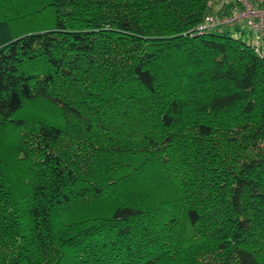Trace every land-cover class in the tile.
I'll return each instance as SVG.
<instances>
[{"label":"trees","instance_id":"trees-1","mask_svg":"<svg viewBox=\"0 0 264 264\" xmlns=\"http://www.w3.org/2000/svg\"><path fill=\"white\" fill-rule=\"evenodd\" d=\"M217 1L0 0V264H264V44Z\"/></svg>","mask_w":264,"mask_h":264},{"label":"built area","instance_id":"built-area-1","mask_svg":"<svg viewBox=\"0 0 264 264\" xmlns=\"http://www.w3.org/2000/svg\"><path fill=\"white\" fill-rule=\"evenodd\" d=\"M234 6L228 15L217 20L206 17V25H199L198 29L242 24L253 38L254 49L259 52L264 44V0H234Z\"/></svg>","mask_w":264,"mask_h":264},{"label":"rangeland","instance_id":"rangeland-1","mask_svg":"<svg viewBox=\"0 0 264 264\" xmlns=\"http://www.w3.org/2000/svg\"><path fill=\"white\" fill-rule=\"evenodd\" d=\"M219 1V2H218ZM216 2L217 6L221 3L220 0H218ZM231 5H228L229 7L232 6V3H230ZM215 9V8H214ZM241 27H239L240 29ZM230 31V33L234 36H237L238 32L236 30H238V28H229L228 29ZM248 33L245 32L242 36L243 39H247L248 37ZM13 38V35L10 31V28L8 26V23L6 21H0V47L7 44L11 39ZM260 143V142H259ZM238 151L240 150V148H236L235 150Z\"/></svg>","mask_w":264,"mask_h":264}]
</instances>
